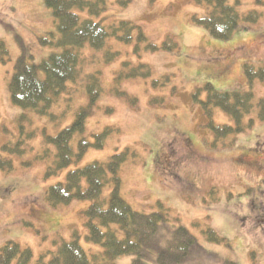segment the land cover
Returning <instances> with one entry per match:
<instances>
[{
    "label": "rangeland",
    "instance_id": "1",
    "mask_svg": "<svg viewBox=\"0 0 264 264\" xmlns=\"http://www.w3.org/2000/svg\"><path fill=\"white\" fill-rule=\"evenodd\" d=\"M107 1L103 15L109 16L107 23L111 19L136 23L148 42L159 48L109 38L103 53L86 50L83 72L99 69L103 91L85 120L84 135L93 142L102 130L111 128V133L103 147H89L79 162L47 177L55 148L44 136H55L85 104L86 77L71 84L47 115L14 105L7 85L21 49L38 62L55 49L41 44L40 38L53 32L56 39L57 33L43 0H0V40L8 50L4 60L0 51V154L13 163L10 172H0V246L14 241L29 248L35 260L45 255L47 261L62 240L77 234L88 253L100 249L86 240L84 210L90 201L51 206L45 190L62 181L69 169L106 162L114 152L128 148L120 169L121 196L136 210L153 212L160 203L178 217L203 247L184 264H264V120L254 118L243 131L213 145L211 121L233 122L219 107L208 116L202 104L205 90L195 95L208 83L221 92L247 89L243 63L264 67V0L262 5L241 1L240 11L258 9L262 16L228 39L215 38L194 22L192 16L204 15L205 7L189 0H130L126 6L122 0ZM167 39L176 44L172 50L162 47ZM107 49L120 57L104 63ZM125 59L131 60V67L146 64L151 73L123 80L113 92V72ZM251 89L264 97V76L255 79ZM255 111L245 115L243 123ZM77 138L71 141L73 150ZM4 144L20 153L3 151ZM207 228L223 240H207L203 232ZM129 260L117 259L124 264Z\"/></svg>",
    "mask_w": 264,
    "mask_h": 264
},
{
    "label": "trees",
    "instance_id": "2",
    "mask_svg": "<svg viewBox=\"0 0 264 264\" xmlns=\"http://www.w3.org/2000/svg\"><path fill=\"white\" fill-rule=\"evenodd\" d=\"M43 1L53 15L57 37L54 39L55 33L50 32V37H41L39 41L55 49L35 62L33 55L22 48L7 87L14 105L43 116L59 103L71 84L75 85L85 75V104L76 108L71 123L55 136H44V141L55 148L54 160L46 172L47 177H53L79 162L89 147H103L106 137L111 133V128H106L94 135L93 142L84 135L85 120L103 91L99 69L85 72L86 74L83 72L82 61L86 50L105 51L109 38H116L124 44L134 40L144 43L151 50L159 46L148 42L142 27L136 23L115 19L107 23L109 16H103L108 8L107 0ZM189 1L205 7L204 15L198 17L194 14L192 19L218 39L230 38L235 30L257 23L262 16L258 9L240 11L238 7L242 0ZM253 1L257 5L263 4L262 0ZM120 2L126 6L130 0ZM175 46L169 39L162 44L167 50H172ZM0 51L4 60L8 56V50L1 40ZM118 55L119 52L107 49L104 63L119 58ZM135 66L131 67V60L125 59L121 62V67L114 70L111 82L113 92L119 91L118 87L123 80L151 73L149 67L142 62ZM242 66L247 89L221 92L208 83L195 92V95L202 90L207 92V98L202 104L209 117L211 109L219 107L233 122V125H220L210 120L213 145L226 136L243 131L244 127L252 124L254 118L264 120V97H257L251 89L255 79L263 78L264 67L250 62H244ZM252 111H255L254 117L243 123V117ZM24 115L23 112L21 118ZM75 135L78 138L76 149L73 150L71 141ZM1 148L3 151L20 153L19 148L12 149L8 144ZM128 152L129 149L126 148L111 154L106 162L93 161L82 167L69 169L62 181H57L45 190L46 201L51 206L68 204L75 199L90 201L84 210L86 240L98 245L100 249L96 248L95 252L88 253L79 244L78 235L74 234L72 239L62 240L46 261L45 255L35 260L29 248L7 241L0 246V264H124L117 261L120 257H130L126 264H184L190 260L193 251H202L203 247L196 237L180 224L177 216L170 215L168 208L158 203L156 211L144 212L134 209L123 199L120 193V169L127 160ZM12 169V160L0 154V172H10ZM106 187L110 188L108 194L104 195ZM203 232L206 233L207 240H223L210 228ZM224 264L231 262L225 261Z\"/></svg>",
    "mask_w": 264,
    "mask_h": 264
},
{
    "label": "bare ground",
    "instance_id": "3",
    "mask_svg": "<svg viewBox=\"0 0 264 264\" xmlns=\"http://www.w3.org/2000/svg\"><path fill=\"white\" fill-rule=\"evenodd\" d=\"M246 158H249V157H246Z\"/></svg>",
    "mask_w": 264,
    "mask_h": 264
}]
</instances>
